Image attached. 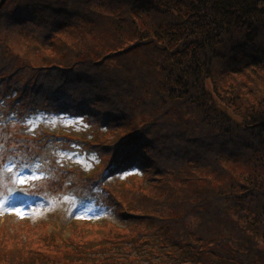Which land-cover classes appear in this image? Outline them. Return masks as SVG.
I'll return each mask as SVG.
<instances>
[{
  "label": "trees",
  "instance_id": "obj_1",
  "mask_svg": "<svg viewBox=\"0 0 264 264\" xmlns=\"http://www.w3.org/2000/svg\"><path fill=\"white\" fill-rule=\"evenodd\" d=\"M37 110L110 133L94 146L102 177L147 187L124 203L87 183L138 245L167 248L151 264H264V0H0V139L16 170L45 173L33 190L51 201L74 187L55 140L20 128ZM6 221L0 264H145L133 240L88 249Z\"/></svg>",
  "mask_w": 264,
  "mask_h": 264
},
{
  "label": "rangeland",
  "instance_id": "obj_2",
  "mask_svg": "<svg viewBox=\"0 0 264 264\" xmlns=\"http://www.w3.org/2000/svg\"><path fill=\"white\" fill-rule=\"evenodd\" d=\"M23 42L31 43L27 38ZM26 119L27 123L25 126L22 124L21 129L27 127L30 133L39 136L41 141L45 138L51 139V141L55 140L58 151L56 153L60 155L58 160H61L60 163L71 171L69 179L74 188L69 191L61 190L63 195L60 197L54 195L52 202H48L41 197H36L34 200H25L23 197L15 199V197H11L13 191L9 193L2 186L0 189V223L6 218L15 224L6 221L7 223L1 229H6L9 224L19 227L20 224L16 223L20 219H27L31 226L43 225V229H35L31 236L36 235L31 239L37 236L43 237L44 234L48 236L46 231H58L59 228H62V231L58 233L60 237L66 234L69 239L72 237L70 239L72 244L82 242L83 246H86L85 248L97 250H103L107 246L112 249L123 248L124 242L130 240L135 241L137 246L138 240L147 238L146 235L138 238L137 231L133 227L119 222L115 217V212H111L109 207L106 208L102 201L106 198L103 191L96 188V185L91 187L90 183H87L88 181L103 180L101 183L106 184L105 186L117 194L124 203H126L124 198L128 191H143L147 187V183L146 186L140 185L143 178L133 173H126L122 177H114L111 180L108 177L107 179L102 177L108 161L99 154V150L94 146L101 138L104 139L110 133L98 129L94 125H88L84 118L52 115L43 113L41 110L29 114ZM11 129L17 130V127ZM14 136L17 137V134ZM60 144L65 145L69 151H61ZM7 153H11L10 149L6 150L5 154ZM6 158H13V155H7ZM12 168H14L13 162L0 166V177L8 176L7 172ZM21 172L23 171L19 173ZM9 177L10 181H16L15 175H9ZM19 177L16 184L21 183V180L31 182L33 179H38L39 176L38 174L29 175L28 172H25L21 173ZM1 181L2 179H0ZM51 191L57 193L55 188ZM2 195L3 197H1ZM127 205L133 209L132 204L127 203ZM148 226L150 227V225ZM63 227L65 228L63 229ZM154 243L157 251L153 252V255L149 252L151 250L149 247ZM138 246V248L133 247V253L139 254L141 261L145 264H151L152 260L157 259L155 257L165 254V249H167L160 246L157 240L156 242L148 240Z\"/></svg>",
  "mask_w": 264,
  "mask_h": 264
},
{
  "label": "bare ground",
  "instance_id": "obj_3",
  "mask_svg": "<svg viewBox=\"0 0 264 264\" xmlns=\"http://www.w3.org/2000/svg\"><path fill=\"white\" fill-rule=\"evenodd\" d=\"M212 46H223V47L227 48L229 51H232V52L236 51V50H234V48L229 44V42H228V43H224V42L218 41L217 39H214V40H212L211 42H207V43H206V47H207V48H210V47H212Z\"/></svg>",
  "mask_w": 264,
  "mask_h": 264
}]
</instances>
